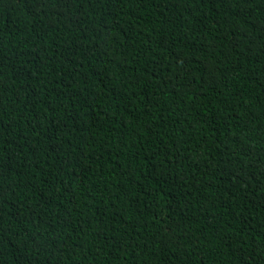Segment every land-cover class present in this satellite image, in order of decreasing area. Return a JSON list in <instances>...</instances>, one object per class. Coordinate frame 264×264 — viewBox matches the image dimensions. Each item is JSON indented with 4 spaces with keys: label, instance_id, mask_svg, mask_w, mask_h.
Here are the masks:
<instances>
[{
    "label": "trees",
    "instance_id": "trees-1",
    "mask_svg": "<svg viewBox=\"0 0 264 264\" xmlns=\"http://www.w3.org/2000/svg\"><path fill=\"white\" fill-rule=\"evenodd\" d=\"M0 264H264V0H0Z\"/></svg>",
    "mask_w": 264,
    "mask_h": 264
}]
</instances>
